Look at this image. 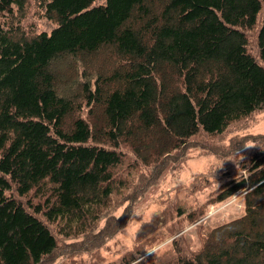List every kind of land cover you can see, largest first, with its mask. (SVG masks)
Returning <instances> with one entry per match:
<instances>
[{
	"label": "trees",
	"instance_id": "trees-1",
	"mask_svg": "<svg viewBox=\"0 0 264 264\" xmlns=\"http://www.w3.org/2000/svg\"><path fill=\"white\" fill-rule=\"evenodd\" d=\"M25 2L0 0V264H41L55 229L87 231L125 149L155 183L194 136L264 109V0H38L42 29L25 25ZM230 176L215 200L243 190L245 213L196 253L104 264H264V146Z\"/></svg>",
	"mask_w": 264,
	"mask_h": 264
},
{
	"label": "rangeland",
	"instance_id": "rangeland-1",
	"mask_svg": "<svg viewBox=\"0 0 264 264\" xmlns=\"http://www.w3.org/2000/svg\"><path fill=\"white\" fill-rule=\"evenodd\" d=\"M24 9L27 27H52L53 22L46 17L38 0H26ZM59 67L68 73V65ZM192 139L201 146L193 145L186 155L171 162L155 183L144 179L152 174V166L137 161L132 151L125 149L127 157L116 169L114 193L95 218L90 219L92 226L84 232L55 229L58 246L41 264H104L137 251L141 253L136 258L149 256L154 261L196 253L211 229L242 216L243 190L223 201H216L215 197L228 174L230 177L247 174L252 153L264 146V109L240 119L220 136L198 134ZM127 210L129 218L124 215ZM120 221L123 224L118 228L116 223ZM110 226L115 227V233L111 232L106 240L99 237L100 231L104 227L110 230ZM179 234L183 240L173 243ZM93 242L98 247L94 255L85 250Z\"/></svg>",
	"mask_w": 264,
	"mask_h": 264
}]
</instances>
